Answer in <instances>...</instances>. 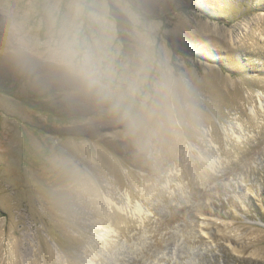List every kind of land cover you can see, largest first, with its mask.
<instances>
[{
  "label": "rangeland",
  "instance_id": "rangeland-1",
  "mask_svg": "<svg viewBox=\"0 0 264 264\" xmlns=\"http://www.w3.org/2000/svg\"><path fill=\"white\" fill-rule=\"evenodd\" d=\"M0 264H264V0H0Z\"/></svg>",
  "mask_w": 264,
  "mask_h": 264
},
{
  "label": "bare ground",
  "instance_id": "bare-ground-1",
  "mask_svg": "<svg viewBox=\"0 0 264 264\" xmlns=\"http://www.w3.org/2000/svg\"><path fill=\"white\" fill-rule=\"evenodd\" d=\"M144 121L147 125V126L146 125H144V126H146L148 128L149 127L156 128V130L158 131V133L157 132L156 133L158 135L161 134L162 137L166 136V135L170 136V130L172 129L171 128V122H170L169 118H167L164 110H161L160 112H157L155 114L149 113L148 115L145 116ZM145 133H147V135H148L147 130L145 131Z\"/></svg>",
  "mask_w": 264,
  "mask_h": 264
}]
</instances>
